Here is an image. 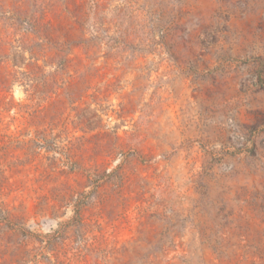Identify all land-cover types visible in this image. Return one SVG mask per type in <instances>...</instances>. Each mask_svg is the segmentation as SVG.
<instances>
[{
  "label": "rangeland",
  "instance_id": "1",
  "mask_svg": "<svg viewBox=\"0 0 264 264\" xmlns=\"http://www.w3.org/2000/svg\"><path fill=\"white\" fill-rule=\"evenodd\" d=\"M0 264H264V0H0Z\"/></svg>",
  "mask_w": 264,
  "mask_h": 264
}]
</instances>
